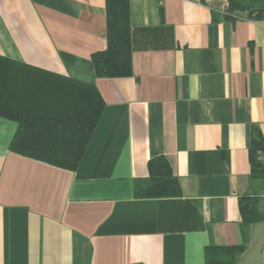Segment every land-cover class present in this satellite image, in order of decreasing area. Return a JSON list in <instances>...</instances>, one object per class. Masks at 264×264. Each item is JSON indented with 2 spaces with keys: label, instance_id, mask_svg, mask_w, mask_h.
<instances>
[{
  "label": "crops",
  "instance_id": "crops-1",
  "mask_svg": "<svg viewBox=\"0 0 264 264\" xmlns=\"http://www.w3.org/2000/svg\"><path fill=\"white\" fill-rule=\"evenodd\" d=\"M121 3L123 71L98 77L92 56ZM256 14L228 0H0V56L92 85L104 104L74 170L11 152L17 124L0 117V264H205L207 248L241 245L248 145L257 131L264 140ZM155 157L180 196H136ZM259 198L263 220L237 264H264Z\"/></svg>",
  "mask_w": 264,
  "mask_h": 264
},
{
  "label": "trees",
  "instance_id": "trees-1",
  "mask_svg": "<svg viewBox=\"0 0 264 264\" xmlns=\"http://www.w3.org/2000/svg\"><path fill=\"white\" fill-rule=\"evenodd\" d=\"M228 5L231 11H246L249 16L255 12V17H259L264 9L249 11L243 0H228ZM120 6L121 10L114 12L113 35L109 31L111 22L108 23L107 49L92 56L98 77L123 71L114 68V64L121 63L127 54V4ZM103 107L102 99L92 85L0 56V117L17 124L9 147L15 154L67 170L76 169ZM248 146L250 177L255 187L251 197L239 201L243 242L239 246L207 248L205 264H237L246 248L249 225L263 220L258 199L264 195V140L258 131L252 135ZM147 169L150 184L137 189L136 196H180V185L166 159L152 158Z\"/></svg>",
  "mask_w": 264,
  "mask_h": 264
},
{
  "label": "rangeland",
  "instance_id": "rangeland-1",
  "mask_svg": "<svg viewBox=\"0 0 264 264\" xmlns=\"http://www.w3.org/2000/svg\"><path fill=\"white\" fill-rule=\"evenodd\" d=\"M246 2V4H248V10L249 11H256L257 9L260 8V3L256 2V0H243ZM243 12V11H242Z\"/></svg>",
  "mask_w": 264,
  "mask_h": 264
}]
</instances>
